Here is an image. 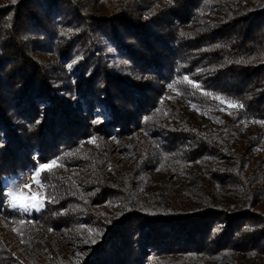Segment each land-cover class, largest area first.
<instances>
[{
  "label": "trees",
  "instance_id": "1",
  "mask_svg": "<svg viewBox=\"0 0 264 264\" xmlns=\"http://www.w3.org/2000/svg\"><path fill=\"white\" fill-rule=\"evenodd\" d=\"M92 1L0 0V87L17 104L4 109L0 92V215L16 217L2 179L19 173L29 145L42 160L81 135L88 143L66 151L92 172L84 181L96 203L120 208L100 212L103 218L89 213L84 181L64 168L44 171L41 180L53 193L39 214L23 219L52 235L70 210L94 230L78 225L89 255L73 263L59 249L46 260L28 240L22 259L0 246V264H115L111 257L116 264H195L194 257L204 264H264V0H106L103 18L91 13ZM103 34L126 59L118 74L97 51ZM35 52L54 60L41 63ZM189 58L199 63L194 83L185 70ZM64 59H77L75 103L56 95L66 80L56 64ZM160 79L170 93L159 92ZM89 94L110 116L99 134L117 125L112 130L129 140L132 167L109 165L89 145L100 135L86 131L77 115L80 103L93 100ZM180 99L205 109L210 122L198 124ZM220 100L237 105L227 117ZM43 103L44 119L26 127L28 139L12 128L17 110L34 114ZM160 253L175 259L152 256Z\"/></svg>",
  "mask_w": 264,
  "mask_h": 264
},
{
  "label": "rangeland",
  "instance_id": "2",
  "mask_svg": "<svg viewBox=\"0 0 264 264\" xmlns=\"http://www.w3.org/2000/svg\"><path fill=\"white\" fill-rule=\"evenodd\" d=\"M107 4L108 2L106 0H95V2L92 1L89 3V9H91L90 11L92 14L98 16L99 18H103L108 14ZM214 17H211V20L215 21ZM194 24H197V22H193L191 25L184 26L183 29L186 31H190L194 27ZM98 45L99 48L97 51L102 58L103 66L107 67V69L113 70L114 74H118L119 71L117 67H119L120 65H127L124 56H122V54H119L116 47L112 45L108 36H106L105 34L98 35ZM34 55L41 63L49 62L47 60H54V57L48 54L35 52ZM186 61L188 62V64H186L187 67H185V70L190 73L191 78L189 82L194 83L192 80L199 79L200 77L198 76L199 70L196 68L199 63L195 62L196 60L194 58H189V60ZM193 61L194 64L192 63ZM191 63L193 65H191ZM4 66L5 64L3 65V67ZM56 67L58 71H63L66 75V80H64V82L60 81L58 83L56 95L62 99L68 100L69 102L71 101L72 103H75L77 98L74 95L73 88L76 87L78 83V79H76L78 77L74 76L75 70L77 68V59H64L58 61ZM3 72L5 71L0 70V73ZM157 85L160 87L159 92L162 93V95L170 93L171 87L164 80L160 79L159 81H157ZM6 90H8V87H5L4 85L0 87V92H2L3 94L6 92ZM9 90H11V92L14 91V89L12 88ZM176 95L177 94H175L174 96ZM10 97L7 93L4 94V100L2 102V107L4 109H10L11 106L17 105H14V99ZM88 97H90V99L92 98L93 100H90L86 105L80 103L82 107L78 111L77 115H80V117L82 116L80 122L82 123V126H84L83 128H87L86 131L93 132V134H99L100 132L98 131V128L101 125L108 123L110 120V116L104 109L101 102H98L97 100L96 102H94L95 97L93 98L90 94L88 95ZM219 103L220 105H222L221 108L224 112V115H229L228 113L233 108V106L230 107L228 102H223L221 100L219 101ZM179 104L188 115L194 117L198 124L201 125L203 124V122L207 123L209 121V119L205 115V109L201 110L195 107L193 104L187 102L186 100L181 99L179 100ZM47 109L48 106H46V103L40 104L38 111L34 114H21V110H17L15 112L17 114L15 115L13 109V113L15 116H13L12 118V128H15L16 126L18 127V129H21V131L19 130L17 132L28 139L31 135L26 127L29 124H32L31 122L42 121ZM73 119V122H75L76 118L73 117ZM116 127L117 125L112 126L111 130L114 129L118 131L119 128ZM247 128L251 129V125H249ZM100 130L105 131V129ZM111 130L106 134L105 132L103 135L99 134V137L98 135L92 136L94 138L91 141L92 143H90L89 145L96 147L97 150L101 151L106 160H108L109 165L113 164L118 169H127L129 167H132L134 165L133 163H135L136 161L133 160L134 154H131L130 149L126 146V144L129 143V140L119 136L117 133L113 132L114 130ZM77 141H82V144L88 143L84 142L86 141V136L82 135L81 137L79 136V138H77ZM94 142L95 144H93ZM77 143L74 142L70 144V142H68V144L65 147H62V149L58 147V144V146H55L54 150L53 148L49 150L48 155L42 157L44 158L42 160L40 159V152L37 151L32 145H29V150L27 154H25L26 157L19 159V162L22 161L20 162L22 169L19 171V173L15 176L2 179V186L4 195L6 197L5 200L7 208L11 210L17 218H10L0 215V246L8 249L14 257L20 259L23 258L24 254L28 251V245L25 244V241L27 243L28 240L35 241V243L38 244L37 248L39 249V252L37 255L45 257L46 260L51 259V256H49L50 252H56L59 249L61 253L66 254L67 258L73 261V263L78 262L79 259H82L89 255V250L87 249L84 240H82L83 234L81 233L80 229L82 227L83 229H85V232L89 234L94 233V230L93 228L91 229L89 224H87V221L78 220L77 217H75L70 212V210L63 211V214L68 213L69 216H63L61 218L64 220V223L62 222L60 223L61 225H59L57 228L52 229L54 230L52 231V235H50V229H47L42 224L38 222L35 224H30L28 220L23 219V217L25 216L27 217L33 214H39L43 210L44 200L46 199L47 195L50 196L53 193L52 188L49 187L48 184L42 182V172H54L56 170H59L60 168L68 169L69 172L67 173L71 175L73 179H76V182L78 183L83 182L85 177H90V175H92L91 171L85 170L84 167H80V164H77L78 161L74 160L73 156L71 158L72 153L68 154L67 152L74 147L73 144L76 145ZM50 155H52V157H49ZM53 162H55L54 167L41 171L40 175L36 177L35 180L33 179V176H35V173L40 170L42 165L52 164ZM170 182H173V180H170ZM90 184L91 183L88 180H85L83 184H80V188H82V191H84V204H82L84 206H87L84 210H88L89 213H93L103 218L102 215L99 214L100 212H113L117 211L120 208L114 202L109 203L111 202L110 200L104 201V203H96V192L93 190V186H91ZM13 193L17 194L16 200H13L12 195H10ZM13 203H16L18 206L12 207ZM19 205H23V207H20ZM24 208H27V211H25ZM80 223L85 224L86 226H78L80 225ZM131 228L132 226L130 227V225H127L125 231L127 233H130L132 232ZM47 240H52L54 248L52 247L50 241L47 242ZM152 256H157L160 261H164V259H175L174 256H164L161 253L154 254ZM111 258H114L113 262L116 264L117 259L115 257ZM193 259L195 260V264H204V262H202L204 260H199L195 257Z\"/></svg>",
  "mask_w": 264,
  "mask_h": 264
},
{
  "label": "snow or ice",
  "instance_id": "3",
  "mask_svg": "<svg viewBox=\"0 0 264 264\" xmlns=\"http://www.w3.org/2000/svg\"><path fill=\"white\" fill-rule=\"evenodd\" d=\"M185 79L187 80L188 78L185 77ZM194 86H196V85H194ZM209 95H211V93H209ZM216 98H217V99H220L219 96H217ZM229 106L232 107V106H237V105H233L231 102H229ZM54 166H55V162H53L52 164H48V165H42L41 168H40V170L37 171V172L35 173V176H33V179L35 180L36 177H38V176L40 175V172H41V171H44V170L50 169V168H52V167H54ZM10 195H12L13 200H16V198H17V194L13 193V194H10ZM17 206H18V205H17L16 203H13V204H12V207H17ZM19 206H20V207H23V205H19ZM24 210L27 211V208H24Z\"/></svg>",
  "mask_w": 264,
  "mask_h": 264
}]
</instances>
